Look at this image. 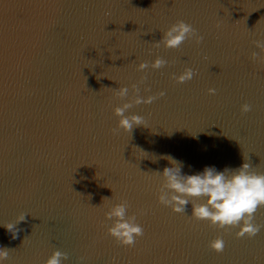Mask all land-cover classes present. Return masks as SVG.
Instances as JSON below:
<instances>
[{
  "label": "water",
  "instance_id": "water-1",
  "mask_svg": "<svg viewBox=\"0 0 264 264\" xmlns=\"http://www.w3.org/2000/svg\"><path fill=\"white\" fill-rule=\"evenodd\" d=\"M177 20L203 41L154 47ZM262 37L264 0H0L4 264H44L57 249L68 253L62 264H264V208L255 217L260 232L237 238L238 228L190 219L191 204L184 214L160 205L154 173L172 166L166 156L182 163V174L243 163L264 173V64L249 59ZM157 56L169 64L137 71ZM185 67L193 79L169 78ZM141 76L142 96L165 95L126 112L147 127L114 135L113 109L127 102L114 90ZM244 103L252 111L241 113ZM122 199L144 230L131 248L107 234L104 218ZM22 212L12 239L3 225ZM217 236L222 253L208 247Z\"/></svg>",
  "mask_w": 264,
  "mask_h": 264
},
{
  "label": "clouds",
  "instance_id": "clouds-1",
  "mask_svg": "<svg viewBox=\"0 0 264 264\" xmlns=\"http://www.w3.org/2000/svg\"><path fill=\"white\" fill-rule=\"evenodd\" d=\"M106 15L110 13L106 12ZM219 28V22L215 25ZM204 37L190 23L177 20L170 25L162 35V38L153 43L159 48L161 45L165 49H178L185 41H194L200 44ZM252 44L257 51L249 54V59L254 63L264 64V37L252 40ZM117 57L116 59H118ZM113 59V57H112ZM169 64V61L157 56L150 64L141 62L137 66V71L144 72L151 68L159 70ZM196 73L190 67H185L180 74L171 73L170 79L177 84H183L193 79ZM146 76H141L139 81L130 86H121L114 90V96L122 103L113 109V114L118 118L117 126L111 129L116 135L121 129L124 132H132L134 127L146 126L145 118L140 115H126L129 109L140 104H151L155 100L165 95L160 91L155 95H141V85L146 81ZM87 78L85 77V84ZM87 87V86H86ZM131 90V96L129 92ZM145 93L151 89L144 87ZM209 95H215L216 89L209 88ZM241 113L252 111V106L244 103L240 106ZM172 165L165 167L162 172L156 171L160 177L157 188V202L170 207L174 213L184 214L186 208L191 204L192 212L190 219L207 221L210 227L222 229L225 232L231 228H238L235 233L237 238L255 237L261 230L262 225L255 222L256 213L264 208V173H257L252 170L249 163H243L236 169L225 168L218 171L215 167L206 166L202 172L196 174H182V163L171 156L164 157ZM203 199L202 203L198 200ZM105 200H110L105 198ZM129 203L121 200L119 203L111 204L104 212L105 221H110L107 227V234L111 236L119 245L133 247L137 238L144 234L143 227L137 222V213L129 215ZM143 215L144 213H139ZM26 214L20 213L14 222L4 224V228L11 234L12 239H16L18 232L17 225L26 220ZM208 247L216 252L222 253L225 248V241L221 236H217L208 243ZM11 249L0 247V264H4L9 259ZM69 259L68 253L60 250H53L51 255L44 261V264H62ZM115 257L112 264H115ZM84 257L77 258V264H82Z\"/></svg>",
  "mask_w": 264,
  "mask_h": 264
}]
</instances>
